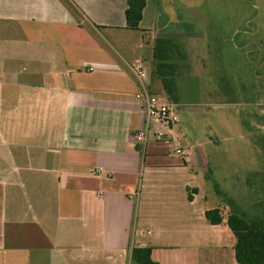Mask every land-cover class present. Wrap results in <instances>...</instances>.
Masks as SVG:
<instances>
[{"label":"crops","instance_id":"1","mask_svg":"<svg viewBox=\"0 0 264 264\" xmlns=\"http://www.w3.org/2000/svg\"><path fill=\"white\" fill-rule=\"evenodd\" d=\"M151 1L156 23L144 24L147 0L133 31L127 0H0V264H131L134 245L159 264H239L226 220L211 225L190 188L198 151L183 166L167 143L134 139L146 121L136 96L161 83L156 40H173L180 69L198 27L165 22ZM146 169L173 170L161 205L139 189Z\"/></svg>","mask_w":264,"mask_h":264},{"label":"rangeland","instance_id":"2","mask_svg":"<svg viewBox=\"0 0 264 264\" xmlns=\"http://www.w3.org/2000/svg\"><path fill=\"white\" fill-rule=\"evenodd\" d=\"M157 4L165 22L198 27L194 36L183 39L187 58L175 76L180 122L171 138H150L149 143H167L168 158L183 166L177 149L189 156L198 151L202 165L186 163V174L197 176L190 188L198 190V207L220 208L225 214L237 207L249 218L264 220V0H157ZM151 15L150 0L144 23L150 28L156 23ZM158 84L152 94L170 102ZM174 178L173 170L146 169L139 189L148 203L161 205L164 188ZM222 228L228 245H236L228 225Z\"/></svg>","mask_w":264,"mask_h":264},{"label":"trees","instance_id":"3","mask_svg":"<svg viewBox=\"0 0 264 264\" xmlns=\"http://www.w3.org/2000/svg\"><path fill=\"white\" fill-rule=\"evenodd\" d=\"M147 0H127L125 11L126 29L138 31L143 20ZM175 48L170 38H160L154 45V68L152 78L161 81L165 93L170 102L177 103L175 74L177 67L168 62L169 51ZM207 221L211 225L226 224L236 238L234 247L235 259L239 264H264V220L261 218H249L245 212L233 207L225 214L220 208L208 210L205 213ZM150 246L131 247V264H159L152 257Z\"/></svg>","mask_w":264,"mask_h":264},{"label":"built area","instance_id":"4","mask_svg":"<svg viewBox=\"0 0 264 264\" xmlns=\"http://www.w3.org/2000/svg\"><path fill=\"white\" fill-rule=\"evenodd\" d=\"M132 71L139 79L147 77L144 62L134 65ZM136 97L144 102L143 107L146 113L145 127L134 134L136 143L145 145L150 138L157 141L171 138L173 127L180 122L177 104L174 102H163L148 90L138 93ZM176 153L185 159L188 158L187 152L181 149H177Z\"/></svg>","mask_w":264,"mask_h":264}]
</instances>
